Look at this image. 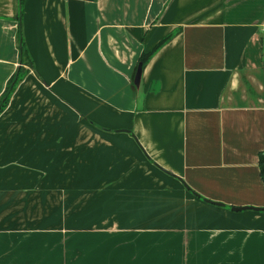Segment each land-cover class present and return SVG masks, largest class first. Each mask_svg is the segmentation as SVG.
<instances>
[{
  "label": "crops",
  "instance_id": "obj_1",
  "mask_svg": "<svg viewBox=\"0 0 264 264\" xmlns=\"http://www.w3.org/2000/svg\"><path fill=\"white\" fill-rule=\"evenodd\" d=\"M24 2L0 0V94L28 68L0 264H264V0Z\"/></svg>",
  "mask_w": 264,
  "mask_h": 264
},
{
  "label": "trees",
  "instance_id": "obj_2",
  "mask_svg": "<svg viewBox=\"0 0 264 264\" xmlns=\"http://www.w3.org/2000/svg\"><path fill=\"white\" fill-rule=\"evenodd\" d=\"M25 0H19L20 2V9L18 13V17L21 16L23 11V6ZM20 21H19V29L17 32L18 35V42H19V52H20V59L21 63H27L28 66L32 65V57L30 52H28L27 46L25 44V40L23 35L20 32ZM172 35L167 34L163 36L161 39L158 40L156 44H154L149 50H143L142 53L139 55L137 65L138 67H142V64L145 63L160 47L163 43H165ZM28 68H23L22 64L17 66V69L11 74V76L6 81V86L2 93L0 94V112L6 107L8 104V100L15 90L17 83L24 77L27 73ZM258 161V169H259V176L262 178L264 184V148L258 151L257 155Z\"/></svg>",
  "mask_w": 264,
  "mask_h": 264
},
{
  "label": "water",
  "instance_id": "obj_3",
  "mask_svg": "<svg viewBox=\"0 0 264 264\" xmlns=\"http://www.w3.org/2000/svg\"><path fill=\"white\" fill-rule=\"evenodd\" d=\"M205 199L208 200V201H214V202H216V203H220V204H222V202H220V201L210 200V199H207V198H205ZM245 207H252V208H254V209H261V207L248 206V205H245V206L234 205V206H232V208L235 209V210L244 209Z\"/></svg>",
  "mask_w": 264,
  "mask_h": 264
}]
</instances>
